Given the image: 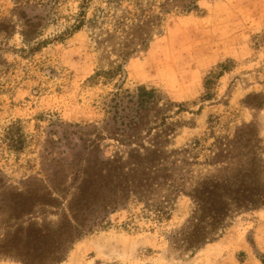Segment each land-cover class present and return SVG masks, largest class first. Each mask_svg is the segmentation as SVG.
Instances as JSON below:
<instances>
[{"label": "rangeland", "instance_id": "obj_1", "mask_svg": "<svg viewBox=\"0 0 264 264\" xmlns=\"http://www.w3.org/2000/svg\"><path fill=\"white\" fill-rule=\"evenodd\" d=\"M163 2L89 0L84 24L72 31L81 0L17 6L0 0V20L15 26L11 35H0V179L24 189L48 182L64 165L125 150L97 137L108 125L95 104L111 86L87 84L96 71L120 63L125 87L156 88L185 104L187 111L171 119V148L198 141L195 154L202 160L215 138L231 137L244 124H252L264 144V0H199L189 13L179 11L180 3ZM18 8L34 32L30 38L22 35L27 27ZM141 21L152 38L128 61L117 46L109 52L108 44L97 43L108 30L113 42L123 41L119 23L130 28ZM11 124L24 137L19 151L6 145ZM190 205L180 196L161 222L139 216L134 207L113 214L112 225L85 235L60 264H262L257 255L264 253V209L234 215L215 242L193 254L169 251L165 237ZM5 220L0 214V239ZM36 223L55 228L57 217ZM0 264L19 263L0 257Z\"/></svg>", "mask_w": 264, "mask_h": 264}, {"label": "trees", "instance_id": "obj_2", "mask_svg": "<svg viewBox=\"0 0 264 264\" xmlns=\"http://www.w3.org/2000/svg\"><path fill=\"white\" fill-rule=\"evenodd\" d=\"M13 1L17 6L26 0ZM88 1L81 0L72 31L84 24ZM198 1L164 0L162 5L180 3L179 11L189 13L198 9ZM21 9L17 16L27 27L22 35L30 38L34 32ZM144 24L129 28L121 22L116 30H122L123 41L113 42L115 36L108 30L97 43L108 44L109 52L117 46L120 59L128 61L146 51L151 41ZM14 28L0 20V35H11ZM122 67L120 63L98 70L87 84L111 86L95 104L108 125L106 135L97 137L111 139L125 150L64 165L48 182L35 181L24 189L0 179V214L7 225L0 239L2 259L60 264L85 235L112 225L111 215L134 207L139 216L161 222L170 217L180 196L190 200L188 215L165 239L172 253L193 254L215 242L234 215L264 209V144L253 125H242L231 137L215 138L202 160L195 154L198 141L171 148L175 132L171 119L187 111L185 104L156 88L125 87ZM4 138L11 150L23 148L24 137L16 124L7 127ZM46 215L57 217L55 228L38 226L36 220ZM257 258L264 264V253Z\"/></svg>", "mask_w": 264, "mask_h": 264}]
</instances>
